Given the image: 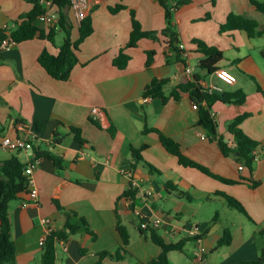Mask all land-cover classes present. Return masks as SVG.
Instances as JSON below:
<instances>
[{
    "label": "crops",
    "instance_id": "0c3cea01",
    "mask_svg": "<svg viewBox=\"0 0 264 264\" xmlns=\"http://www.w3.org/2000/svg\"><path fill=\"white\" fill-rule=\"evenodd\" d=\"M179 1L183 3L174 18L188 50L186 63L166 62L168 46L162 35L160 40L142 38L136 47L127 48L131 59L126 68L113 62L129 41L132 10L144 29L165 27V9L159 0H91L89 15L94 30L80 45L79 62L66 81L53 78L39 62L45 48L59 52L63 31L57 32L54 42L36 36L10 50L1 49L0 133L15 135L20 124H33L38 138L32 150L15 152L0 147V161L16 154L28 164L37 150L62 157V168L49 158H38L31 179V185L39 190L38 201L29 200L26 190L10 203L16 264H42L44 248L39 241L47 232L44 218L51 220L54 230L69 232L57 244L56 264H148L161 248L149 233L142 232L135 208L141 209L147 220L164 219L160 226L151 228L166 242L188 238L183 250L169 252L171 264H264L257 262L264 250V12L251 0H170L173 4ZM119 4L124 7L113 12L111 7ZM33 7L28 0H0V41L6 29L24 20ZM56 10L54 6L51 12L58 18ZM230 13L256 20L258 34L251 37L240 29L221 32ZM69 18L71 36L76 40L79 24L71 10ZM36 24L49 30L38 18ZM194 38L223 51L219 68L236 75L234 84H226L199 67L204 55ZM149 50L156 52L151 67H147ZM188 67L193 69L190 75ZM195 75L200 76L204 88L218 84L222 88L219 93L236 89L247 93L243 104L217 100L212 113L219 133L231 144L234 137L228 124L240 114H249L241 127L259 142L252 171L247 166L241 170L242 162L225 155L218 141L198 124L200 111L193 107L190 91H180L179 101L171 98L167 103L144 96L154 78H168L164 88L170 93ZM96 106L104 109L103 119L93 114ZM146 125L176 140L185 155L213 173L238 182L227 183L180 164L162 144L159 133H144ZM72 127L80 128L83 144ZM145 144L144 159L136 162L131 149ZM128 168L138 186L135 198L123 196L131 184L123 173ZM220 191L241 201L249 216L229 205L217 193ZM119 222L127 229L130 244L117 255L124 242ZM69 224L77 226L74 232L67 228ZM193 226L200 228L197 237L188 232ZM226 229L231 232V242L217 247ZM201 247L206 248L202 260L197 257ZM105 252L111 256L103 255Z\"/></svg>",
    "mask_w": 264,
    "mask_h": 264
},
{
    "label": "trees",
    "instance_id": "16d2710c",
    "mask_svg": "<svg viewBox=\"0 0 264 264\" xmlns=\"http://www.w3.org/2000/svg\"><path fill=\"white\" fill-rule=\"evenodd\" d=\"M34 4L33 9L26 13L24 20L16 22V26L13 28H7L11 37L18 42L33 39L36 36L47 38L54 42L55 36L58 31H63L65 34L64 41L60 46L57 54L52 53L45 48L39 56V62L47 70V72L55 79L66 81L69 80L73 72L74 67L78 64L79 58L77 51L80 48L82 42L93 32L94 27L92 18L88 15L79 25V36L76 40L72 39V23L69 18V10L71 0H54L57 7V13L59 17L49 30L38 26L36 20L39 15L46 12V8L41 4L40 0H28ZM213 3L216 0H212ZM161 5L165 9L166 25L162 30H147L144 29L141 22L136 16L134 10H132V31L129 41L125 48H123L117 57L114 58V64L119 68H126L129 64L131 56L127 53V48L136 47L142 38H152L160 40L161 35L166 38L167 42V54L166 62L171 64L176 61H187V48L182 47L184 44L181 37L179 28L175 22V11L183 3L179 1L176 4L170 2V0H159ZM256 7L264 12V2L259 0H251ZM124 5L119 4L116 7H111V10L119 11ZM258 22L243 14L230 13L227 20L221 25V32L240 29L245 30L249 36H255L257 31ZM6 36V33L4 37ZM3 37V38H4ZM2 40V39H1ZM193 43L197 44L198 50L204 55V58L199 62L201 69L207 70L212 74L219 68L220 61L224 58V53L221 49L215 46L208 45L204 40L194 38ZM0 48V53H1ZM156 52L154 50L147 51V67H151L154 61ZM200 76L195 75L187 83L182 84L179 88L173 89L170 93L165 91V85L168 82V78H154L145 88L144 96L160 98L164 103H167L171 98L179 101L181 98L180 91H190L191 97L194 103L198 104L200 111V119L198 124L204 126L211 139L217 140L222 152L227 156H234L237 160L242 162L251 171L254 168V163L257 158V149L259 142L250 137L241 127L243 121L248 117V113L240 114L235 117L228 124V131L233 135L234 141L231 144L222 134L218 131V123L212 113L213 104L217 100L224 102L243 104L247 100V93L243 89H236L233 91L215 92L209 93L200 84ZM72 131L80 144H83L84 139L81 136V130L78 127H72ZM157 132L160 135V140L165 148L177 156L180 164L184 166H191L198 168L199 170L217 177L227 183H236L237 180L228 179L213 173L206 165L191 159L185 155L181 149L180 144L173 138L167 136L156 127H150L148 125L144 128V133ZM1 135V133H0ZM147 147V144L140 148L132 147V155L136 162L143 161L142 151ZM49 158L53 160L57 167L62 168V157L52 154L51 151L37 150L35 158ZM150 169L158 171L154 166L145 162ZM27 164H25L21 158L14 154L11 158L0 161V264H16L17 247L14 239L12 238V224L10 219V203L12 200L18 198L20 194L26 190H29L28 177L24 174V170ZM132 167H136L133 164ZM257 184V183H254ZM138 192V186L132 181L128 190L124 192L125 197L135 198ZM219 195L225 197L229 205L236 208L240 212L249 216L244 205L234 196L228 195L224 192H217ZM181 195L186 194L184 191H180ZM188 195V194H187ZM55 203L60 210H64V207L55 199ZM70 217V212L65 211ZM87 223L85 218H82ZM77 226L69 224L67 228L71 232L76 230ZM119 231L123 237V245L117 250V255L120 251H126V247L130 244V235L127 229L120 224H117ZM141 228V226H140ZM145 230V233H149V238L157 244L161 251L160 253L150 260L148 264H171L169 259V252L172 250H183L187 239L180 240L175 243H168L165 239L153 228L149 227ZM149 232H148V231ZM87 231L95 236V232L89 227ZM69 232L66 229L61 231H53L46 239L43 246L42 264H56L57 260V244L59 241L66 239ZM231 242V232L229 229L224 231L223 236L218 241V245L222 246ZM103 255L111 256L110 252H105ZM258 263L264 262V250L262 255L257 260Z\"/></svg>",
    "mask_w": 264,
    "mask_h": 264
},
{
    "label": "built area",
    "instance_id": "2783aa9c",
    "mask_svg": "<svg viewBox=\"0 0 264 264\" xmlns=\"http://www.w3.org/2000/svg\"><path fill=\"white\" fill-rule=\"evenodd\" d=\"M41 4L46 8V12L44 14L39 15L38 19L42 21L43 23L47 24L49 28L57 22V18L53 15L51 12L52 8L55 6L54 0H40ZM91 9V0H71L70 4V10L76 20V22L80 25L81 22L89 15V11ZM15 44H17V41L14 40L10 32H6V36L2 38L0 41V48L2 50H10ZM182 47H185L184 44H181ZM188 53V52H187ZM187 55V54H186ZM187 74H192L193 69L192 67H188L186 69ZM214 74L218 79H220L222 82L226 84H234L237 81L236 75L231 72L227 68L220 67L218 68ZM205 90L209 93H214L217 91L222 90V88L218 84H211L208 87L205 88ZM194 108L198 109V104L194 103ZM93 114L97 116V118L103 119L105 117V111L101 107H94L93 108ZM18 132L15 135L10 134H2L0 135V147L8 150V151H27L34 149V142L38 138V133L34 128L33 124H20L17 126ZM205 138V136H203ZM38 167V159L35 158L34 160H31L25 170L24 174L28 177L29 185H31V179L33 176V173L35 169ZM239 168L242 170L245 168L244 164H241ZM123 173L127 175L131 181L136 184V178L134 177V172L132 169H123ZM28 196L29 200L32 201H38L39 199V190L35 186H30L28 190ZM135 214L140 218V226L142 229H147L151 226H160L164 219L162 217H156L153 220H147L144 217L143 211L139 208H135L134 210ZM43 222L47 225V232L45 235H43L40 238V245L44 246L46 239L50 233H52L54 230V227L52 226V222L49 219L44 218ZM189 234L191 236H198L200 235V228L198 226H193L188 230ZM206 253V248L201 247L199 251L197 252V257L202 260L204 258V255ZM104 264V263H100Z\"/></svg>",
    "mask_w": 264,
    "mask_h": 264
},
{
    "label": "rangeland",
    "instance_id": "374dc122",
    "mask_svg": "<svg viewBox=\"0 0 264 264\" xmlns=\"http://www.w3.org/2000/svg\"><path fill=\"white\" fill-rule=\"evenodd\" d=\"M188 244H192V242H188Z\"/></svg>",
    "mask_w": 264,
    "mask_h": 264
},
{
    "label": "water",
    "instance_id": "95a60500",
    "mask_svg": "<svg viewBox=\"0 0 264 264\" xmlns=\"http://www.w3.org/2000/svg\"><path fill=\"white\" fill-rule=\"evenodd\" d=\"M57 15H59V14H57Z\"/></svg>",
    "mask_w": 264,
    "mask_h": 264
}]
</instances>
